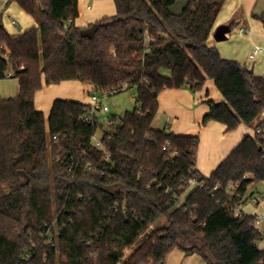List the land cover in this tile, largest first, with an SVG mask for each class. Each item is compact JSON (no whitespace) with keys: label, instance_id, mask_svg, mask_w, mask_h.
<instances>
[{"label":"trees","instance_id":"obj_1","mask_svg":"<svg viewBox=\"0 0 264 264\" xmlns=\"http://www.w3.org/2000/svg\"><path fill=\"white\" fill-rule=\"evenodd\" d=\"M113 1L92 35L75 24L78 0H12L36 23L15 35L0 15V78L19 82L18 97L0 94V264H165L174 248L264 264L253 217L226 206L231 184L246 195L264 182V137L246 135L206 177L198 135L154 126L162 91L211 79L225 101H207L202 126L264 130V77L209 43L227 0H187L182 14L171 11L181 0ZM66 81L110 96L136 88L137 107L106 123L90 103L58 98L47 117L37 92Z\"/></svg>","mask_w":264,"mask_h":264},{"label":"crops","instance_id":"obj_2","mask_svg":"<svg viewBox=\"0 0 264 264\" xmlns=\"http://www.w3.org/2000/svg\"><path fill=\"white\" fill-rule=\"evenodd\" d=\"M79 1V16L75 20L77 27L87 30L93 24L116 15V6L113 0H92L93 4H84ZM10 5V4H9ZM9 7V6H8ZM7 7V8H8ZM15 19V18H13ZM239 18L231 21H220L217 19L214 29L209 38V43L215 46L221 55L227 58L228 48L225 42L228 41V34L238 29L249 27L241 24ZM243 36V35H241ZM255 45H251V51ZM261 46V45H260ZM263 47V46H262ZM264 48V47H263ZM261 53L255 61L260 59ZM237 61L241 58H227ZM256 75L264 77V71L254 67L251 68ZM77 83L78 81H68ZM83 86H85L83 83ZM87 85V84H86ZM79 90L80 85H74ZM92 87V86H91ZM215 82L207 80L203 90L193 92L189 88L167 89L159 94V110L156 115L166 120V127L171 132L180 135H198L200 137L197 151L196 168L204 176L208 177L215 168L236 148L246 135L254 134V127L241 124L236 130L227 132L225 126L219 122L212 121L202 126L204 116L209 112L210 107L207 101L212 99L215 102H224L225 98L221 92L216 91ZM76 91V90H74ZM68 99L89 103L88 100L69 96ZM55 100L48 96L36 97V107L49 115ZM48 117V116H47ZM155 118V120H156ZM155 122V121H154ZM255 210V209H254ZM165 264H208L203 256L194 252L186 254L179 248H174L168 255Z\"/></svg>","mask_w":264,"mask_h":264},{"label":"rangeland","instance_id":"obj_3","mask_svg":"<svg viewBox=\"0 0 264 264\" xmlns=\"http://www.w3.org/2000/svg\"><path fill=\"white\" fill-rule=\"evenodd\" d=\"M80 1L84 4H93L92 0ZM13 18L17 21L16 25L11 24V20ZM238 18L241 20V24H245L249 27V32L244 36L239 35L236 30L228 34L229 39L225 42V45L228 48L226 56L227 58L232 59L241 58L238 60H240L239 62L242 66L250 69L256 67L259 70L264 71V54L257 61L249 58L252 44L258 43L264 47V0H227L217 19L220 21H231L237 20ZM2 21L3 26L14 35L20 34L26 29L36 25L34 19L29 14L24 12L15 2H12L9 7L3 11ZM12 74L13 73L11 72L6 78H0V94L3 98H16L19 95L18 78L13 77ZM81 83L82 82L79 81L77 83L66 81L53 85L43 84L41 90L37 92L36 97L48 96L49 98L55 100L58 98L68 99L67 97L69 96H76L77 98L91 102V94L93 92L92 87L83 83L85 86H83L84 89H82ZM75 84L80 85L79 90L75 88ZM216 91H219L218 88ZM107 103L110 107V112L107 114L98 112L97 115L100 120L107 115H116L120 117L127 111H133L137 107L136 88H131L121 93L109 96ZM154 126L156 128H167V130H170L166 127V120L162 119L161 116H157ZM189 191H187L186 194L189 193ZM252 192L264 194V182L252 185L248 191V195ZM254 209L255 207L249 203L244 206V210L248 214H251ZM164 223L165 220L160 222L158 225ZM257 245L260 249L264 248L263 242H259ZM131 252L132 250H128L126 252V256H128Z\"/></svg>","mask_w":264,"mask_h":264},{"label":"built area","instance_id":"obj_4","mask_svg":"<svg viewBox=\"0 0 264 264\" xmlns=\"http://www.w3.org/2000/svg\"><path fill=\"white\" fill-rule=\"evenodd\" d=\"M12 0H0V15H2L3 11L7 9L9 4L11 3ZM72 19H69L68 23H71ZM11 24L16 25L17 21L16 19L11 20ZM238 34L239 35H247L249 30L245 27H242L238 29ZM2 49V46L0 47ZM6 49V48H5ZM264 52V48L260 45H255L252 51L249 53V58L251 60L257 59V57ZM3 56L8 59L9 57V52L6 49L5 53ZM110 96L109 93L103 92V93H92L91 94V108H92V115L90 116V119H94V116L98 114V112L107 114L110 112V107L107 103V99ZM103 122H108L109 118L108 115L104 116L102 119ZM261 121H264V117L261 118ZM254 133L261 134L264 137V130L258 128L254 131ZM92 142L93 144L101 150H104V143L102 140L101 134L97 131L93 136H92ZM188 184L190 188L192 187H204L205 182L199 181L196 178H191L188 180ZM238 184L234 185L231 184L229 186V200L226 203V206L230 207L232 211L240 216H246L250 215L253 217V223L252 227L254 229V233H256L259 236V242L264 243V194L263 193H251L248 195H242L238 192ZM219 185L215 187V190H217ZM235 197L238 198V200H235ZM249 203L252 204L255 207V210L251 213L248 214L244 210V206Z\"/></svg>","mask_w":264,"mask_h":264},{"label":"water","instance_id":"obj_5","mask_svg":"<svg viewBox=\"0 0 264 264\" xmlns=\"http://www.w3.org/2000/svg\"><path fill=\"white\" fill-rule=\"evenodd\" d=\"M188 1L187 0H181L176 2L172 7H171V11L175 14H182L184 12V10L188 7ZM98 29V24L95 23L93 24L91 27H89L86 32L90 35L94 34L96 32V30ZM117 188H120V186L118 185ZM124 191V190H123ZM125 192V191H124Z\"/></svg>","mask_w":264,"mask_h":264}]
</instances>
